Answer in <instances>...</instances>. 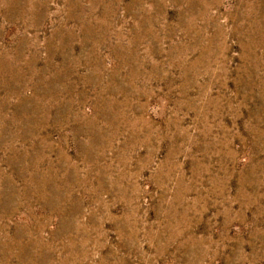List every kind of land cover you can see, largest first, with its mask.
Instances as JSON below:
<instances>
[{"label":"rangeland","instance_id":"obj_1","mask_svg":"<svg viewBox=\"0 0 264 264\" xmlns=\"http://www.w3.org/2000/svg\"><path fill=\"white\" fill-rule=\"evenodd\" d=\"M0 264H264V0H0Z\"/></svg>","mask_w":264,"mask_h":264}]
</instances>
